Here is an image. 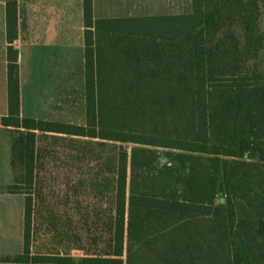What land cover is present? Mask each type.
Listing matches in <instances>:
<instances>
[{
    "label": "trees",
    "instance_id": "1",
    "mask_svg": "<svg viewBox=\"0 0 264 264\" xmlns=\"http://www.w3.org/2000/svg\"><path fill=\"white\" fill-rule=\"evenodd\" d=\"M82 3L86 117L74 124L22 116L18 0H6L8 110L0 123L11 133L6 190L24 195V213L22 252L2 260L74 262L31 250L37 133L54 132L120 142L112 251L83 264H124L128 205L224 215L232 264H264V209L249 175V160L264 161L260 0H191L186 13L99 19L93 0Z\"/></svg>",
    "mask_w": 264,
    "mask_h": 264
},
{
    "label": "rangeland",
    "instance_id": "2",
    "mask_svg": "<svg viewBox=\"0 0 264 264\" xmlns=\"http://www.w3.org/2000/svg\"><path fill=\"white\" fill-rule=\"evenodd\" d=\"M24 5V0H20ZM79 0H66L72 21L66 24L65 61L49 63L34 83V65L25 59L22 115L85 123V76ZM264 30V0H260ZM150 8L148 12H156ZM191 10L190 0H177L176 13ZM264 59V51H263ZM20 65V63H19ZM45 73V74H44ZM10 131L0 123V264L23 247L24 195L6 190L13 183ZM120 142L64 133H37V168L31 250L70 256H109L114 230L115 180ZM162 157V162L165 161ZM253 193L264 209V161L249 160ZM223 202V198H218ZM232 264L224 215H203L126 207L124 264ZM47 264V263H38ZM64 264V263H59ZM67 264V263H66Z\"/></svg>",
    "mask_w": 264,
    "mask_h": 264
},
{
    "label": "crops",
    "instance_id": "3",
    "mask_svg": "<svg viewBox=\"0 0 264 264\" xmlns=\"http://www.w3.org/2000/svg\"><path fill=\"white\" fill-rule=\"evenodd\" d=\"M79 2L76 16L82 25V60L84 61L83 3L82 0ZM176 4L177 0H93V15L94 18L99 19L177 14ZM150 8L159 10L148 12ZM17 15L18 30L13 46L19 54L22 114L25 100L22 63L25 59L35 63L33 77L35 73L40 77L41 70L46 73L49 63H56L57 67L61 63L62 66L65 61L66 24L71 23L72 12L66 11V0H24L23 6L18 0ZM7 48L6 0H0V116L5 115L8 110ZM38 77H35L34 83Z\"/></svg>",
    "mask_w": 264,
    "mask_h": 264
}]
</instances>
